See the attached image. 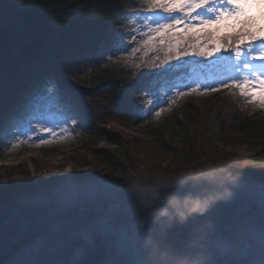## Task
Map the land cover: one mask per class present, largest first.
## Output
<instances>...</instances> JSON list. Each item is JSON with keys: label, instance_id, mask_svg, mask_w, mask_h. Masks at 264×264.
<instances>
[{"label": "trees", "instance_id": "obj_1", "mask_svg": "<svg viewBox=\"0 0 264 264\" xmlns=\"http://www.w3.org/2000/svg\"><path fill=\"white\" fill-rule=\"evenodd\" d=\"M142 5L143 0H0V156L18 133L25 132L34 113L45 126L63 125L67 131L59 136L69 139L96 136L109 118L136 125H167L165 132L171 136L181 129L186 141L179 161L194 164L205 155L213 156L221 159L222 168L239 173L241 181L253 180L241 169L239 156L218 146V141L264 144V108L254 107L238 91L220 86L233 75L230 61L217 60L220 54L198 57L195 61L203 65L196 69L189 56L184 65L164 72L155 67L161 63L155 51H150L148 62L139 65L126 57L117 59L120 51L113 47L115 34L124 33L125 22L135 18L133 9ZM260 5L262 1L256 0L247 15L259 16L264 12ZM70 77L89 85L109 79L108 87L92 94L106 98L108 107L100 105L95 111L79 100L62 81ZM186 85L201 91L176 98L180 88L188 90ZM211 85L220 90L204 91ZM166 96L176 98L177 103H166ZM196 96L204 98L203 103H194ZM159 106L176 109L181 118L165 111L156 119L149 113L159 111ZM164 137L162 134L157 141L163 148L168 143ZM129 158H134L132 153ZM98 183L94 177L83 181V185ZM39 196V192L29 191L22 200Z\"/></svg>", "mask_w": 264, "mask_h": 264}, {"label": "water", "instance_id": "obj_2", "mask_svg": "<svg viewBox=\"0 0 264 264\" xmlns=\"http://www.w3.org/2000/svg\"><path fill=\"white\" fill-rule=\"evenodd\" d=\"M63 83L90 94L110 80L92 86ZM139 214L124 186L83 187L11 203L0 208V264H121V245L129 264H139ZM209 218L218 264H264V185L241 182Z\"/></svg>", "mask_w": 264, "mask_h": 264}, {"label": "rangeland", "instance_id": "obj_3", "mask_svg": "<svg viewBox=\"0 0 264 264\" xmlns=\"http://www.w3.org/2000/svg\"><path fill=\"white\" fill-rule=\"evenodd\" d=\"M255 1L249 0V6L246 11L255 4ZM261 1L264 5V0ZM133 19L135 18L129 17L125 22L123 34L119 31L115 34V36L123 35L128 48V51L118 52L117 59L121 60L126 57L130 63L139 65L149 61L147 56L151 50L143 46V40L141 39V34L146 32V29H143L138 23L136 25L137 30L134 33L131 31L130 25ZM132 34L136 35L137 40L127 43ZM144 38L146 39L147 37L145 36ZM158 39L156 42L158 50L155 51V54H157L155 57H159L161 60L160 64H162L166 51L164 46L159 45ZM133 48L139 50L133 54L131 51ZM190 57L194 59L193 66L196 69H200L203 64L195 61L198 57ZM183 59L186 63V59ZM69 80L81 83L78 79L72 77ZM73 91L74 94L78 95L79 100L89 104L95 111L101 108L100 105L108 107L106 98L93 96V92L90 94H79L77 91ZM203 101L204 98H199V96L193 99V102L198 104L203 103ZM166 111L177 119L181 118L182 114L178 111L176 112V109L167 107ZM108 124H111L112 127L108 128ZM61 127L63 125H59L56 128L53 127L56 132L55 137L48 133H39L38 129L36 133H18L7 145L4 154L0 156V208L11 203L44 198L83 187L124 186L118 173L133 163H141L161 171L170 170L174 166L195 165L222 168L224 165L221 159L218 158V161L216 157L209 155L196 160L194 164L179 161V155L186 141L183 130L179 129L172 137L165 132V129L169 127L159 123L136 125L130 122L121 123L108 118L97 129L96 136L75 137L74 139L60 138ZM162 134L165 136V141H168L164 148L160 147L159 142H157ZM41 138L49 139L53 142L37 147L36 144L39 143ZM146 145L152 146L154 150L147 148L148 146ZM218 146L221 151H227L239 156L241 158V169L254 177L253 180L241 182L264 185V144L218 141ZM129 153H132L133 159L129 158ZM90 177L98 179L99 183L83 185V181ZM44 190L47 191L45 192ZM29 191H37L40 196L22 200L23 193H28ZM12 197H15L16 201L9 202L8 198Z\"/></svg>", "mask_w": 264, "mask_h": 264}, {"label": "snow or ice", "instance_id": "obj_4", "mask_svg": "<svg viewBox=\"0 0 264 264\" xmlns=\"http://www.w3.org/2000/svg\"><path fill=\"white\" fill-rule=\"evenodd\" d=\"M249 0H143V5L134 8L131 21V31L134 33L139 25L146 29L141 34L143 46L151 51H157L159 45L166 51L163 63H157L162 71L167 72L185 63L183 58L189 56L211 58L216 54L217 60L226 59L231 62L233 75L228 81H221L220 86L244 98L246 103L264 108V12L259 16L247 15ZM264 7V5H260ZM239 29V30H237ZM147 37L146 39L144 37ZM137 40L135 34L130 35L127 43ZM113 47L116 51H128L123 35L114 37ZM139 49L133 48L134 54ZM227 53L223 57V53ZM108 56V60H112ZM175 62V63H173ZM75 75V73H73ZM180 88L175 97L180 98L201 91L200 87L185 86ZM257 87L260 95H257ZM217 85L204 87V91H219ZM47 92V89H45ZM176 98L165 97V102L175 105ZM157 105H153L155 109ZM166 111L159 106V111L149 114L159 119ZM35 121V126L33 124ZM68 121L65 120L64 123ZM71 124L76 125L75 118ZM59 126V125H57ZM108 128L112 125L108 124ZM48 133L55 137L53 127L45 126L38 114H33L27 121V132ZM61 131L67 129L61 127ZM52 140L41 138L37 147L52 143ZM86 246V242H82ZM121 264H129L127 251L123 245L119 247ZM220 254L217 252L215 264H218Z\"/></svg>", "mask_w": 264, "mask_h": 264}, {"label": "clouds", "instance_id": "obj_5", "mask_svg": "<svg viewBox=\"0 0 264 264\" xmlns=\"http://www.w3.org/2000/svg\"><path fill=\"white\" fill-rule=\"evenodd\" d=\"M118 176L140 211L135 220L139 264H215L209 214L234 197L239 173L195 165L161 171L133 163Z\"/></svg>", "mask_w": 264, "mask_h": 264}]
</instances>
